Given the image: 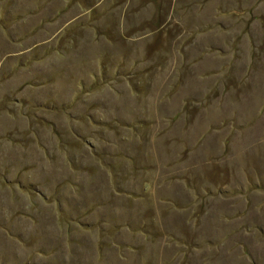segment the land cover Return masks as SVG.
<instances>
[{"label": "rangeland", "instance_id": "rangeland-1", "mask_svg": "<svg viewBox=\"0 0 264 264\" xmlns=\"http://www.w3.org/2000/svg\"><path fill=\"white\" fill-rule=\"evenodd\" d=\"M0 264H264V0H0Z\"/></svg>", "mask_w": 264, "mask_h": 264}, {"label": "crops", "instance_id": "crops-1", "mask_svg": "<svg viewBox=\"0 0 264 264\" xmlns=\"http://www.w3.org/2000/svg\"><path fill=\"white\" fill-rule=\"evenodd\" d=\"M239 190V189H238Z\"/></svg>", "mask_w": 264, "mask_h": 264}]
</instances>
